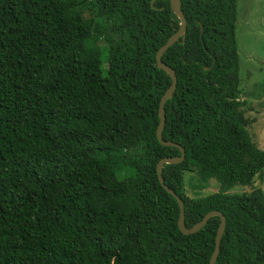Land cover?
<instances>
[{
    "label": "trees",
    "instance_id": "obj_1",
    "mask_svg": "<svg viewBox=\"0 0 264 264\" xmlns=\"http://www.w3.org/2000/svg\"><path fill=\"white\" fill-rule=\"evenodd\" d=\"M180 1L162 137L185 156L163 164L164 182L186 228L225 216L215 264H264V149L240 87L237 2ZM152 5L0 0V264H209L219 216L184 234L157 178L180 149L156 137L171 78L155 54L180 20L169 0Z\"/></svg>",
    "mask_w": 264,
    "mask_h": 264
},
{
    "label": "rangeland",
    "instance_id": "obj_2",
    "mask_svg": "<svg viewBox=\"0 0 264 264\" xmlns=\"http://www.w3.org/2000/svg\"><path fill=\"white\" fill-rule=\"evenodd\" d=\"M237 22L236 40L239 54V78L243 93L248 95L251 109L247 115L257 118L251 127V134L258 147L264 149V0H236ZM191 175V174H190ZM220 183L212 181L200 194H208L219 189ZM262 186L256 179L249 187L236 185L229 192L250 191L253 187ZM189 189V188H188Z\"/></svg>",
    "mask_w": 264,
    "mask_h": 264
},
{
    "label": "water",
    "instance_id": "obj_3",
    "mask_svg": "<svg viewBox=\"0 0 264 264\" xmlns=\"http://www.w3.org/2000/svg\"><path fill=\"white\" fill-rule=\"evenodd\" d=\"M154 1L155 0H151V5L154 3ZM169 2H170L171 10L179 18L180 23H179L178 29L168 38V40L162 46L158 48L155 54L156 66L164 70L171 78L170 85L167 87V89L165 90V92L163 93L159 101V106H158L159 122L156 128V137L158 141L163 145H173V146L178 147L180 149V155L179 156H166V157L161 158L156 164V173H157V178L160 184L166 189L167 192L173 195L177 200L179 210H180L179 218H178V227L181 232H183L184 234L194 233L198 231L200 228H202L210 217L219 216L220 222H219L216 234H215L214 249L212 251V254L209 260V264H215V261H216V258L218 256L219 249H220L221 237L223 235L225 225H226L225 216L223 215L222 212L218 210H210L202 217L201 220L196 222L191 227L186 228L184 225V208H183L182 199L178 195H176V193L165 184L164 178L162 175L163 164L179 163L185 156V150L181 145H179L178 143L169 141V140H164L162 137V130L165 124V117H166L165 102L166 100L170 99L173 95V92L176 87L177 77H176V73L174 69L169 67L165 62H163L161 59V56H162V53L169 46H171L174 42L178 41L180 37L184 41L186 25H187L185 15L183 14V11L181 10V1L180 0H169Z\"/></svg>",
    "mask_w": 264,
    "mask_h": 264
}]
</instances>
